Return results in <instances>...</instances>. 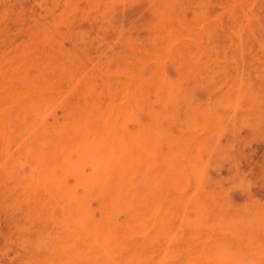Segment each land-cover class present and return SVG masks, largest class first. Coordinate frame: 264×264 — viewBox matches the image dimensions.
<instances>
[{
	"label": "rangeland",
	"instance_id": "374dc122",
	"mask_svg": "<svg viewBox=\"0 0 264 264\" xmlns=\"http://www.w3.org/2000/svg\"><path fill=\"white\" fill-rule=\"evenodd\" d=\"M88 107L152 139L130 236L141 264H264V0H0L2 264H84L34 153L73 140L42 120Z\"/></svg>",
	"mask_w": 264,
	"mask_h": 264
},
{
	"label": "bare ground",
	"instance_id": "6f19581e",
	"mask_svg": "<svg viewBox=\"0 0 264 264\" xmlns=\"http://www.w3.org/2000/svg\"><path fill=\"white\" fill-rule=\"evenodd\" d=\"M32 103L33 106L38 104ZM68 114L71 121L65 124L51 127L42 120L38 128L42 134L52 131L58 137L57 144L61 141L62 135L73 139L71 143H59L62 150L55 157H52V153L43 151L42 147L34 155L38 167L40 166V183L57 188L59 190L57 195L69 207L68 213L73 211L70 216L67 214L74 225L72 231L75 242L74 246L72 245L74 248L71 249L72 260H80L84 264H141L140 246L133 242L130 236L135 234L139 222L138 211L133 205L138 196L141 182L139 175L145 162L143 159L145 157H141V154L143 151L146 152L147 159L154 154L151 156L149 154L152 139L146 137L147 133L145 136H139V131L127 132L121 125L123 111L113 114L111 111L107 113L106 110L88 107L78 112L70 111ZM130 114L137 113L130 112ZM138 117L136 121L141 123ZM49 142L46 143L43 139L42 145H49ZM85 164L90 168L87 173L83 171ZM59 168L62 173L75 175V186L69 187L61 180V176L51 179L49 174L54 175ZM127 182L130 184L129 189H133L135 194L128 191ZM78 188H82L81 193L78 192ZM91 199L99 202L98 218L88 205ZM121 211L128 214V222L117 221L116 214ZM76 243L78 245H75Z\"/></svg>",
	"mask_w": 264,
	"mask_h": 264
}]
</instances>
